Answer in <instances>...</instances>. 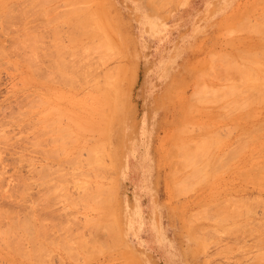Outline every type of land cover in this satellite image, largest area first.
Instances as JSON below:
<instances>
[{"label":"rangeland","instance_id":"obj_1","mask_svg":"<svg viewBox=\"0 0 264 264\" xmlns=\"http://www.w3.org/2000/svg\"><path fill=\"white\" fill-rule=\"evenodd\" d=\"M262 28L264 0H0V264H264Z\"/></svg>","mask_w":264,"mask_h":264},{"label":"bare ground","instance_id":"obj_2","mask_svg":"<svg viewBox=\"0 0 264 264\" xmlns=\"http://www.w3.org/2000/svg\"><path fill=\"white\" fill-rule=\"evenodd\" d=\"M71 8H72V7H71ZM73 9H74V8H73ZM73 9H72V10H73ZM69 13H70V12H69ZM236 13H237V12H236ZM41 14H42V13H41ZM61 16H62V15H61ZM64 16H65V15H64ZM53 17H54V16H53ZM65 17H66V16H65ZM59 19H60V18H59ZM4 20H5V19H4ZM51 20H52V19H51ZM52 24H53V23H52ZM244 26H245V25H244ZM258 27H259V26H258ZM2 28H3V27H2ZM9 28H10V27H9ZM11 28H12V27H11ZM263 29H264V28H262L261 30L263 31ZM17 30H18V29H17ZM17 30H16V31H17ZM54 30H55V29H54ZM238 30H239V29H238ZM244 30H245V29H244ZM8 31H9V30H8ZM8 31H7V32H8ZM51 31H52V30H51ZM53 32H54V31H53ZM55 32H56V31H55ZM40 33H41V32H40ZM3 34H4V33H3ZM18 35H19V34H18ZM41 35H42V34H41ZM263 35H264V33H263ZM38 36H39V34H38ZM41 37H43V36H41ZM37 38H38V37H37ZM18 39H19V38H18ZM39 39H40V38H39ZM261 40H262V39H261ZM17 41H18V40H17ZM23 42H24V41H23ZM33 42H34V41H33ZM37 42H38V41H37ZM18 43H19V42H18ZM31 43H32V42H31ZM40 43H41V42H40ZM14 44H15V43H14ZM28 44H29V43H28ZM34 44H35V43H33V46H34ZM24 45H25V43H24ZM35 45H36V44H35ZM38 45H39V44H38ZM260 45H261V44H260ZM15 46H16V45H15ZM30 46H32V45H30ZM41 46H42V45H41ZM17 47H18V46H17ZM20 47H22V46L20 45ZM39 47H40V46H39ZM262 47H263V46H262ZM0 48H1V46H0ZM12 48H13V47H12ZM22 48H23V47H22ZM35 48H36V46H35ZM55 48H56V47H55ZM57 48H58V47H57ZM246 48H247V47H246ZM10 49H11V48H10ZM23 49H24V48H23ZM61 49H62V48H61ZM234 49H235V48H234ZM17 50H18V49H17ZM251 50H252V49H251ZM0 52H1V51H0ZM18 52H20V51H18ZM23 52H24V51H23ZM29 52H30V51H29ZM31 52H32V51H31ZM237 52H238V51H237ZM239 52H240V51H239ZM258 52H259V51H258ZM241 53H242V52H241ZM33 54H34V53H33ZM46 54H47V53H46ZM51 54H53V53H51ZM261 54H262V52H261ZM18 55H19V54H18ZM38 55H39V54H38ZM44 55H45V54H44ZM42 56H43V55H42ZM45 56H46V55H45ZM52 56H53V55H52ZM246 56H247V55H246ZM50 57H51V56H50ZM50 57H49V58H50ZM212 57H213V56H212ZM262 57H263V56H262ZM63 58H64V57H63ZM32 59H33V58H32ZM58 59H59V58H58ZM262 59H263V58H262ZM44 60H45V59H44ZM32 61H33V60H32ZM34 62H35V61H34ZM65 62H66V61H65ZM84 62H85V61H84ZM50 63H52V62H50ZM44 64H45V63H44ZM52 64H53V63H52ZM50 65H51V64H50ZM62 65H63V64H62ZM82 65H85V66H86V64H82ZM200 65H201V64H200ZM258 65H259V64H258ZM51 66H52V65H51ZM87 66H88V65H87ZM201 67H202V66H201ZM230 67H231V66H230ZM60 68H61V67H60ZM65 68H66V67H65ZM68 68H69V65H68ZM36 69H37V68H36ZM44 69H45V68H44ZM34 70H35V69H34ZM63 70H64V69H63ZM68 70H69V69H68ZM76 70H77V69H76ZM79 70H80V69H79ZM86 70H87V69H86ZM90 70H91V69H90ZM199 70H200V69H199ZM69 71H70V70H69ZM69 71H68V72H69ZM73 71H74V70H73ZM37 72H38V71H37ZM69 73H70V72H69ZM74 73H75V72H74ZM82 73H84V70H83ZM80 74H81V73H80ZM230 74H231V73H230ZM243 74H244V73H243ZM247 74H248V73H247ZM251 74H252V73H251ZM64 75H65V74H64ZM227 75H228V74H227ZM61 76H62V75H61ZM79 76H80V75H79ZM89 76H90V75H89ZM229 76H230V75H229ZM239 76H240V75H239ZM251 76H252V75H251ZM84 77H86V76H84ZM231 77H232V75H231ZM234 77H235V76H234ZM234 77H233V78H234ZM242 77H243V75H242ZM254 77H255V76H254ZM57 78H58V77H57ZM217 78H218V76H217ZM239 78H240V77H239ZM251 78H252V77H251ZM60 79H61V78H60ZM69 79H70V78H69ZM83 79H84V78H83ZM215 79H216V78H215ZM237 79H238V78H237ZM256 79H257V78H256ZM71 81H72V80H71ZM222 81H223V80H222ZM239 81H240V80H239ZM254 81H255V80H254ZM56 82H57V81H56ZM74 82H75V81H74ZM250 82H251V81H250ZM250 82H249V83H250ZM201 83H202V82H200V84H201ZM249 83H248V84H249ZM251 83H252V82H251ZM260 83H262V84L260 85ZM260 83H257V82H256V85H258L259 88H262V87H261L262 85H263V87H264V80H263V79H262V81H261ZM59 84H60V83H59ZM197 84H198V83H197ZM253 84H254L253 86H255V83H254V82H253ZM249 85H250V84H249ZM259 85H260V86H259ZM197 86H199V84H198ZM253 86H252V88H253ZM248 87H249V86H248ZM250 87H251V86H250ZM192 88H193V87H192ZM196 88H197V87H196ZM225 88H226V87H225ZM231 88H232V87H231ZM233 88H234V87H233ZM236 88H237V87H236ZM239 89H240V88H239ZM249 89H250V88H249ZM240 90H241V89H240ZM257 90H258V89H257ZM260 90L262 91L263 88L260 89ZM234 91H235V90H234ZM234 91H233V92H234ZM250 91H252V89H251ZM250 91H248V92H250ZM253 91H255V90H253ZM258 91H259V90H258ZM195 92H196V91H195ZM203 92H204V90H203ZM205 92H207V91L205 90ZM205 92H204V93H205ZM262 92H264V90H263ZM253 93H254V92H253ZM253 93H252V94H253ZM255 93H256V91H255ZM258 93H259V92H258ZM232 94H233V93H232ZM245 94H246V93H245ZM262 94H263V93H262ZM228 95H229V93H228ZM250 95H251V94H250ZM257 95H258V94H257ZM193 96H194V94H193ZM216 96H217V95H216ZM239 96H240V95H239ZM194 97H196V96H194ZM194 97H193V98H194ZM197 97H200V96L197 95ZM220 97H221V96H220ZM257 97H259V95H258ZM200 98H202V97H200ZM208 98H209V97H208ZM215 98H216V97H215ZM227 98H228V97H227ZM249 98H250V96H249ZM255 98H256V97H255ZM259 98H260V97H259ZM202 99H205V98L203 97ZM218 99H219V98H218ZM260 99L262 100V98H260ZM263 99H264V97H263ZM205 100H206V99H205ZM213 100H214V99H213ZM221 100H222V99H221ZM251 100H252V97H251ZM255 101H256V100H255ZM213 102H214V101H213ZM261 103H262V102H261ZM198 104H199V103H198ZM234 104H235V103H233L232 105H234ZM240 104H241V103H240ZM240 104H239V106H240ZM190 106H191V105H190ZM244 107H246V106H244ZM244 107H243V108H244ZM29 108H30V107H29ZM188 108H189V107H188ZM236 108H238V106H237ZM227 109H228V108H227ZM227 109H226V110H227ZM240 109H241V106H240ZM261 109H262V108H261ZM206 110H207V109H206ZM211 110H212V109H211ZM231 111H233V110H231ZM243 111H244V110H243ZM233 112H234V111H233ZM228 114H229V113H228ZM212 116H213V115H212ZM223 116H224V115H223ZM223 116H221V117H223ZM215 118H217V117H215ZM224 118H225V117H224ZM228 118H229V116H228ZM213 119H214V118H213ZM218 119H220V118H218ZM226 119H227V118H226ZM213 121H214V120H213ZM261 122H262V121H261ZM263 123H264V122H263ZM31 125H32V124H31ZM237 127H238V126H237ZM237 127H236V129H237ZM260 127H262V126H260ZM236 129H235V130H236ZM223 130H224V129H223ZM233 130H234V129H233ZM180 131H181V130H180ZM226 131H227V130H226ZM261 131H262V130H261ZM229 132H230V130H229ZM231 132H232V131H231ZM189 133H190V132H189ZM249 133H250V132H249ZM175 134H176V133H175ZM222 134H223V133H222ZM214 135H215V134H214ZM214 135H213V136H214ZM216 135H217V134H216ZM244 135H245V134H244ZM176 136H177V135H176ZM225 137H226V136H225ZM241 137H243V136H241ZM174 138H175V137H174ZM245 139H249V138H245ZM256 139H257V138H256ZM172 140H173V138H172ZM172 140H171V141H172ZM178 140H179V139H178ZM206 140H207V139H206ZM207 141H208V140H207ZM221 141H222V140H221ZM178 142H179V141H178ZM208 142H209V141H208ZM243 142H244V141H243ZM240 143H241V141H240ZM240 143H238V144H240ZM211 144H212V143H211ZM241 144H242V143H241ZM241 144H240V145H241ZM243 144H244V143H243ZM245 145H246V144H245ZM171 146H172V145H171ZM206 146H207V145H206ZM235 146H236V145H235ZM172 147H173V146H172ZM191 147H192V145H191ZM191 147H190V149H191ZM192 148H193V147H192ZM197 148H199V146H198ZM200 148H201V146H200ZM239 148H240V147H239ZM242 148H243V147H242ZM186 150H187V149H186ZM188 150H189V149H188ZM194 150H195V149H194ZM194 150H193V151H194ZM198 150H199V149H198ZM201 150H204L203 147H202ZM214 151H215V150H214ZM168 152H169V151H168ZM198 152H199V151H198ZM202 152H203V151H202ZM202 152H201V153H202ZM187 153H188V152H187ZM196 153H197V152H196ZM189 154H190V153H189ZM191 154H192V153H191ZM191 154H190V155H191ZM194 154H195V153H194ZM203 154H204V153H203ZM204 155H205V154H204ZM204 155H203V156H204ZM216 155H217V154H216ZM192 157H193V156H192ZM194 157H195V156H194ZM197 157H198V156H197ZM218 157H219V156H218ZM181 158H182V156H181ZM187 158H188V156H187ZM201 158H202V155H201ZM226 158H227V157H226ZM228 158H229V157H228ZM199 159H200V158H199ZM223 159H224V158H223ZM188 160H189V159H188ZM209 160H210V159H209ZM215 160H217V159L215 158ZM192 161H193V160H192ZM197 162H199V161H197ZM208 162H210V161H208ZM214 162H215V161H214ZM177 163H178V162H177ZM189 163H190V162H189ZM179 164H180V163H179ZM193 164H194V163H193ZM216 164H217V163H216ZM177 166H178V165H177ZM189 166H190V165H189ZM208 166H209V165H208ZM212 166H213V165H212ZM209 167H210V166H209ZM262 167H263V166H262ZM263 168H264V167H263ZM181 169H182V168H181ZM260 170H261V169H260ZM243 175H244V174H243ZM194 176H195V175H194ZM182 179H183V178H182ZM190 180H191V179H190ZM194 180H195V179H194ZM187 185H188V184H187ZM247 204H248V203H247ZM247 204H246V205H247ZM258 204H259V203H258ZM217 205H218V204H217ZM240 205H241V204H240ZM225 206H226V205H225ZM242 206H243V205H242ZM234 208H235V207H234ZM250 208H251V207H250ZM226 210H227V209H226ZM239 210H240V209H239ZM244 211H245V210H244ZM252 211H253V210H252ZM228 212H229V211H228ZM239 212H240V211H239ZM8 214H9V213H8ZM242 214H243V213H242ZM248 214H249V213H248ZM1 215H2V214H1ZM1 215H0V216H1ZM242 217H244V216H242ZM206 218H207V217H206ZM211 218H212V217H211ZM213 218H215V217H213ZM240 218H241V217H240ZM0 219H1V218H0ZM234 219H235V218H234ZM225 220H226V219H225ZM229 220H230V219H229ZM242 225H243V224H242ZM11 227H12V226H11ZM30 227H31V226H30ZM262 227H263V226H262ZM24 228H25V227H24ZM245 228H247V226H246ZM259 228H260V227H259ZM32 229H33V228H32ZM225 230H226V229H225ZM248 230H249V228H248ZM239 231H240V230H239ZM253 231H254V230H253ZM231 232H232V231H231ZM9 233H10V232H9ZM229 233H230V232H229ZM249 233H250V232H249ZM17 234H18V233H17ZM239 234H240V233H239ZM255 234H256V233H255ZM257 234H258V233H257ZM231 235H232V234H231ZM238 236H239V235H238ZM199 238H200V237H199ZM254 238H255V237H254ZM262 240H263V239H262ZM17 241H18V240H17ZM263 245H264V244H263ZM263 256H264V255H263ZM263 258H264V257H263ZM259 263H260V261H259ZM254 264H255V263H254Z\"/></svg>","mask_w":264,"mask_h":264}]
</instances>
